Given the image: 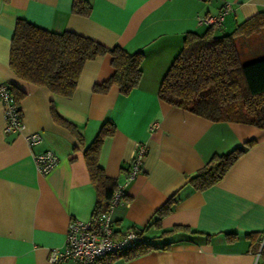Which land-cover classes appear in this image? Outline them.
<instances>
[{
  "label": "crops",
  "instance_id": "0c3cea01",
  "mask_svg": "<svg viewBox=\"0 0 264 264\" xmlns=\"http://www.w3.org/2000/svg\"><path fill=\"white\" fill-rule=\"evenodd\" d=\"M86 1L90 12L82 15L72 11L73 0H0V83L24 92L20 131H4L0 101V264H76L50 262L48 254L63 247L72 218L86 220L94 211L97 193L83 150L107 120L115 131L104 139L98 161L116 184L123 182L136 144L147 148L140 173L124 188L127 203L111 211L113 236L133 228L142 231L146 242L169 243L166 249L114 258L110 264H264V128L210 120L157 94L185 34L203 33L209 26L202 17L217 14L224 0ZM228 1L231 10L220 26L212 27L216 36L231 33L264 10V0ZM18 18L53 32L73 31L106 46L141 50L138 85L126 95L115 85L105 93L92 90L113 72L108 54L85 61L70 97L16 77L8 66V53ZM253 33H235L234 42ZM250 57L249 62L264 57V47ZM51 105L76 126L82 141L54 121ZM30 131L42 137L31 146L25 136ZM248 141L216 183L198 190L188 182L212 154ZM47 149L58 163L41 174L34 156ZM172 197L170 211L155 213ZM174 225L199 233L161 234Z\"/></svg>",
  "mask_w": 264,
  "mask_h": 264
},
{
  "label": "trees",
  "instance_id": "16d2710c",
  "mask_svg": "<svg viewBox=\"0 0 264 264\" xmlns=\"http://www.w3.org/2000/svg\"><path fill=\"white\" fill-rule=\"evenodd\" d=\"M72 11L87 15L90 4L86 0H73ZM261 27H264V10L242 21L228 34L216 36L211 26L200 34L188 31L181 50L160 81L158 97L210 120L237 121L264 128V57L241 63L233 38L235 33L251 34ZM103 54L110 56L113 72L107 79L93 84L92 90L105 93L115 85L121 94H128L138 85L141 77V50L130 52L120 45L106 46L69 30L53 32L22 18L16 19L14 24L8 66L16 77L44 86L60 96L70 97L85 61ZM8 85L19 104L24 92L11 83ZM50 112L56 123L82 141L76 126L59 116L53 105ZM114 131L112 121L103 122L83 150L89 179L97 193L92 214L107 208L108 199L117 185L115 179L104 173L98 161L104 139ZM250 143L248 141L225 153L212 154L188 182L198 190L213 185ZM173 202V197L168 199L155 213H167ZM181 230L189 234L199 233L187 225H174L170 230L161 231V234ZM168 245H155L142 239L123 252L102 257L96 264H110L118 257L129 259L151 249H166Z\"/></svg>",
  "mask_w": 264,
  "mask_h": 264
},
{
  "label": "built area",
  "instance_id": "2783aa9c",
  "mask_svg": "<svg viewBox=\"0 0 264 264\" xmlns=\"http://www.w3.org/2000/svg\"><path fill=\"white\" fill-rule=\"evenodd\" d=\"M220 11L215 15H206L201 21L211 27L220 26L224 15L231 10L230 1L224 0ZM0 101L3 105L4 131H20L23 127L19 104L15 101L8 83H0ZM155 124H151V128ZM28 145H34L41 141L38 131H30L26 135ZM147 148L142 143H137L131 160L125 165L124 180L116 185L111 197L108 199L107 208L96 212L89 219L81 220L72 218L69 221L63 247L52 248L48 254V261H72L76 264H96L102 257L123 252L133 247L142 240V231L129 228L120 237L113 236L112 209L124 200L125 186L141 171V165ZM36 169L41 174H47L58 163L56 154L50 150H44L34 156Z\"/></svg>",
  "mask_w": 264,
  "mask_h": 264
},
{
  "label": "rangeland",
  "instance_id": "374dc122",
  "mask_svg": "<svg viewBox=\"0 0 264 264\" xmlns=\"http://www.w3.org/2000/svg\"><path fill=\"white\" fill-rule=\"evenodd\" d=\"M258 33H253L249 38L243 37L235 41L238 51L240 53V61L242 63L249 62L252 53L258 52L264 47V27L259 28ZM260 31V32H259ZM253 50V52L251 51Z\"/></svg>",
  "mask_w": 264,
  "mask_h": 264
}]
</instances>
